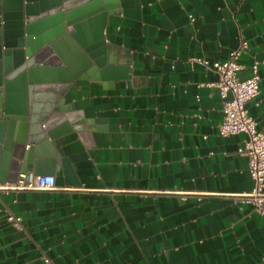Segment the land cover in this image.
Returning a JSON list of instances; mask_svg holds the SVG:
<instances>
[{
  "label": "crops",
  "instance_id": "0c3cea01",
  "mask_svg": "<svg viewBox=\"0 0 264 264\" xmlns=\"http://www.w3.org/2000/svg\"><path fill=\"white\" fill-rule=\"evenodd\" d=\"M119 3L113 68L61 101L72 123L52 140L56 188H26L23 173L0 183V264H264V218L243 197L246 134H220V76L189 61L225 60L247 39L239 75L259 63L247 107L264 128V0Z\"/></svg>",
  "mask_w": 264,
  "mask_h": 264
},
{
  "label": "water",
  "instance_id": "95a60500",
  "mask_svg": "<svg viewBox=\"0 0 264 264\" xmlns=\"http://www.w3.org/2000/svg\"><path fill=\"white\" fill-rule=\"evenodd\" d=\"M119 9V0H0V183L53 172L52 140L72 123L63 96L113 68L105 30Z\"/></svg>",
  "mask_w": 264,
  "mask_h": 264
},
{
  "label": "built area",
  "instance_id": "2783aa9c",
  "mask_svg": "<svg viewBox=\"0 0 264 264\" xmlns=\"http://www.w3.org/2000/svg\"><path fill=\"white\" fill-rule=\"evenodd\" d=\"M192 20L196 17L190 15ZM249 41L240 38L236 48L230 50L228 57L222 61L211 62L203 57H190V62L200 63L207 68L215 70L219 81L215 84L224 101L223 119L219 125L222 136L243 133L246 138L238 147V153L249 159V171L254 180L252 192L244 194V201L252 204L264 218V128L258 127L257 120L250 114L247 103L260 94L261 75L259 63L255 61L247 76L241 77L243 69L241 56L249 50ZM26 177V174L23 173ZM24 183V181H21ZM26 188L38 190H52L56 188V177L53 174L31 175L30 180L24 184ZM8 219L20 225V217L13 214ZM46 264H56L54 260L45 257Z\"/></svg>",
  "mask_w": 264,
  "mask_h": 264
},
{
  "label": "bare ground",
  "instance_id": "6f19581e",
  "mask_svg": "<svg viewBox=\"0 0 264 264\" xmlns=\"http://www.w3.org/2000/svg\"><path fill=\"white\" fill-rule=\"evenodd\" d=\"M10 67H12V66L10 65Z\"/></svg>",
  "mask_w": 264,
  "mask_h": 264
}]
</instances>
